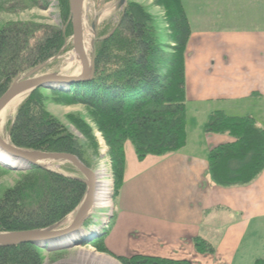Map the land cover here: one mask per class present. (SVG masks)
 <instances>
[{
    "label": "trees",
    "instance_id": "trees-1",
    "mask_svg": "<svg viewBox=\"0 0 264 264\" xmlns=\"http://www.w3.org/2000/svg\"><path fill=\"white\" fill-rule=\"evenodd\" d=\"M57 1L63 29L25 26L17 32H0V98L20 74L62 52L72 32L70 0ZM162 1L170 11L167 21L174 45L170 58L150 26L151 17L126 3L114 31L98 44L94 77L67 85L64 91L50 90L57 103L82 105L94 113L117 189L124 182L126 143L134 146L139 159L172 154L186 144L184 70L191 27L182 0ZM40 32L42 37L36 40ZM45 102L38 89L19 106L9 131L10 143L26 151L71 154L87 166L82 143L47 112ZM79 124L86 141L95 145L91 131ZM205 131L232 138L209 153V175L215 185L245 186L264 171V129L254 119L217 111L210 115ZM86 193L82 179L34 167L0 198V233L53 228L77 210ZM97 248L106 249L98 244ZM195 248L199 253L213 252L202 239L196 240ZM39 249L31 244L0 248V264H43ZM119 259L122 264H192L139 255ZM253 264H264V259Z\"/></svg>",
    "mask_w": 264,
    "mask_h": 264
},
{
    "label": "crops",
    "instance_id": "crops-1",
    "mask_svg": "<svg viewBox=\"0 0 264 264\" xmlns=\"http://www.w3.org/2000/svg\"><path fill=\"white\" fill-rule=\"evenodd\" d=\"M239 1L230 0L217 11L211 27L221 29H191L185 51L186 105L210 109L191 129L186 109L185 146L140 160L133 145H125L124 186L105 239L114 255L237 264L252 225L264 221V171L252 183L230 188L218 187L209 175L210 151L232 141L205 131L212 113L250 117L264 129L258 124L264 123V0L248 9L241 8L245 0ZM242 104L256 115L231 112ZM197 239L213 252L199 253Z\"/></svg>",
    "mask_w": 264,
    "mask_h": 264
},
{
    "label": "rangeland",
    "instance_id": "rangeland-1",
    "mask_svg": "<svg viewBox=\"0 0 264 264\" xmlns=\"http://www.w3.org/2000/svg\"><path fill=\"white\" fill-rule=\"evenodd\" d=\"M229 1L230 0H220L219 4L214 5V0H185L184 4L191 24V29H221L211 27V25L215 19L214 17H216L218 14L217 11L219 9H226V7L229 6V3H231ZM237 1L242 2L239 0ZM237 1L234 0V2ZM256 1L257 0H245V3L241 6V8L248 9L247 6L255 4ZM118 2L119 0L84 1L82 10V33L83 43L86 42L84 48L86 47V55L88 56L89 61L92 60L93 54L95 56L99 42L109 36L118 25L124 8L123 7L121 10H117L116 6ZM126 3L137 5L145 14H148L151 17L150 26L153 28V30H155L158 42L162 45V49L166 56L170 58L174 53V45L171 40L172 31L170 29V23L167 21V15H170V11H167V8H164V2L162 0H127ZM221 13L224 14L225 12L222 10ZM25 26L31 27V29L54 28L57 30L59 28L63 29L66 27V25L64 26V23H62V19L60 17L58 1L0 0V32L8 30L10 33L17 32L23 29ZM41 37L42 33L40 32L35 38L37 40ZM72 37L73 28L71 36L66 39L65 46L58 56L33 68L32 70H28L20 74L14 79L10 87L16 81L23 80L29 73L41 66L42 67L40 71L36 74L37 76H71L75 74L78 75L77 71L79 70L81 73L82 62L79 60L74 51ZM25 57L26 56H22L21 58L23 59ZM23 60H26V58ZM20 62L22 61L20 60ZM66 87L67 85L65 87H56V90L64 91L67 89ZM50 90L51 89L49 88L40 89L41 93L46 98L45 107L47 112L54 118L58 119V121L82 143L84 148V158L89 165H87L89 169H91L93 172H96L98 168L101 167L107 171L109 177L106 176L105 180L111 182V192L107 200L109 202V206L100 207L97 204H93L92 212L84 225V228L88 231H90L92 228L95 229L96 225H99L100 228L97 230V232H94L85 240L81 239L80 241H75L77 243L71 242L70 245H64L65 247L62 249L55 248L53 250H48L47 248H40L37 246L40 248L39 253L43 259V264H65L72 262L79 259L82 253L89 252L92 249H94L95 254H101L108 257V259L113 260L117 264H122L119 258L123 257L112 254L105 245V239L115 222L117 213L116 201L122 191L124 182L119 189L116 188L115 176L112 163L108 155V148L104 142L101 132L97 129L94 113L82 105L66 106L64 104L57 103ZM29 95H23L21 102L17 104L15 110L9 114L5 128V136L8 138V141H10L9 131L12 123L15 120L17 110ZM246 107L247 104H242L241 106H235L230 110L232 113H235V115L239 116H246L250 113L256 115L255 112ZM208 109H210V107L204 108L190 104L187 108V128L191 129L200 125V121L206 118V111H208ZM76 121H79L81 125H84V127L91 131L95 145H91L86 141L79 130L80 124ZM258 124L264 128V123ZM49 164L50 165L45 166H48L49 169L59 174L65 175L67 177L84 179L78 170L68 163L55 162ZM29 175L30 170L28 169L5 165L0 162V198L7 190L16 187ZM68 217L62 223L57 225L55 229H64L69 227L71 222H69ZM97 244L99 246H105L106 249H98ZM238 259L239 260L237 261V264H250L252 261L254 262L257 259H264V221L252 225L250 233L248 234L247 239L244 241L238 254Z\"/></svg>",
    "mask_w": 264,
    "mask_h": 264
},
{
    "label": "water",
    "instance_id": "water-1",
    "mask_svg": "<svg viewBox=\"0 0 264 264\" xmlns=\"http://www.w3.org/2000/svg\"><path fill=\"white\" fill-rule=\"evenodd\" d=\"M85 0H70V13L73 28V46L76 55L82 62V71L80 76H64V75H42L36 74L40 71L41 67L33 70L23 80L16 81L10 89L0 98V114L6 107L17 97L29 95L35 90L42 88L56 89V87L72 85L79 82L89 81L95 74V56L93 54L92 60L86 57L83 47V33H82V10ZM127 0H119L116 9L121 10ZM0 150L11 157L18 159L25 168L31 170L32 168H42L49 170L43 164L49 163H68L72 165L83 176V181L87 185L86 196L77 208L78 213L75 221L66 229H55L57 226L50 229L32 230L25 232L15 233H0V248L3 247H16L26 244L38 246L40 248H50L51 245L60 243L63 239L77 233L80 229L84 228L88 220L94 204L95 191H96V176L95 173L89 169L80 159L71 154L65 153H44L37 151H26L13 146L10 141L4 140L0 137ZM55 172L53 170H49ZM76 210V211H77ZM70 216V215H69ZM77 243V242H75ZM74 243V244H75ZM73 244V245H74ZM78 246V245H77ZM64 248V247H62ZM59 248V249H62Z\"/></svg>",
    "mask_w": 264,
    "mask_h": 264
},
{
    "label": "bare ground",
    "instance_id": "bare-ground-1",
    "mask_svg": "<svg viewBox=\"0 0 264 264\" xmlns=\"http://www.w3.org/2000/svg\"><path fill=\"white\" fill-rule=\"evenodd\" d=\"M86 42L83 43V47L85 45ZM86 48V47H85ZM84 48V52L86 54V49ZM86 57L88 58V56L86 55ZM78 75H74V76H79L80 70L77 71ZM66 76V75H64ZM73 76V75H71ZM64 87V86H61ZM23 99V96L17 97L16 99H14L7 107L6 109L0 114V137L4 140L7 139L5 136V128H6V124L8 121V117L9 114L13 112V110H15V107L17 104H19L21 102V100ZM0 162L2 164L5 165H10V166H15L18 168H25V164H22L18 159H15L13 157H11L10 155L2 152L0 150ZM45 165H50V164H43V166ZM45 168L49 169V167L45 166ZM51 170V169H49ZM95 173L96 176V191H95V198H94V204H97L100 207H106L109 206V202L108 197L109 194L111 192V182L110 181H106L105 177H109V175L107 174V171L103 168H98V170ZM79 210V209H78ZM78 210L74 213H72L68 219L69 222H71V224L75 221ZM70 224V225H71ZM99 225L95 227V229H91L90 231H88L85 228L80 229L77 233H74L73 235L63 239L62 241H60V243H56L50 246V248H62L65 247L66 245H70L71 242H75V241H80L85 240L86 238H88L91 234H93L94 232H97V230L99 229ZM66 229V228H64ZM65 245V246H64ZM75 262V263H74ZM65 264H117L115 263L113 260L108 259V257L103 256L101 254H95L94 253V249L90 250L89 252H84L82 253V255H80L79 259L72 261V262H68Z\"/></svg>",
    "mask_w": 264,
    "mask_h": 264
}]
</instances>
